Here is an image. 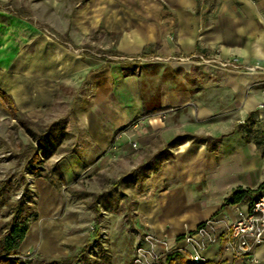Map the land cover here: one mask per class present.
I'll list each match as a JSON object with an SVG mask.
<instances>
[{
	"label": "crops",
	"instance_id": "1",
	"mask_svg": "<svg viewBox=\"0 0 264 264\" xmlns=\"http://www.w3.org/2000/svg\"><path fill=\"white\" fill-rule=\"evenodd\" d=\"M104 53L163 59L131 69ZM197 54L264 68V0H0V92L31 122L58 130L55 147L71 145L44 155L56 173L69 185L128 150L140 159L122 181L132 190L123 199L130 214L94 220V235L80 200L38 176L19 257L84 264L82 248L95 242L94 264H130L138 247L168 264V251L188 257L201 247L203 221L221 225L248 208L264 187V71ZM144 161L154 169L138 181ZM238 188L251 192L225 203ZM5 220L0 211V229ZM199 250L220 264H264V239L250 256L233 257L221 243Z\"/></svg>",
	"mask_w": 264,
	"mask_h": 264
},
{
	"label": "rangeland",
	"instance_id": "2",
	"mask_svg": "<svg viewBox=\"0 0 264 264\" xmlns=\"http://www.w3.org/2000/svg\"><path fill=\"white\" fill-rule=\"evenodd\" d=\"M88 49V48H87ZM93 52L91 49L86 50V53ZM106 54V53H104ZM107 56H115L116 54H106ZM117 56V55H116ZM149 56V55H148ZM146 56V57H148ZM153 56V55H152ZM122 65L128 66L132 69V65H136L137 62H129L127 60H118ZM129 68V69H130ZM234 69V68H230ZM264 69V68H263ZM241 70L247 71L242 68ZM258 70V69H255ZM260 70V69H259ZM264 71V70H261ZM40 127H45V125H39ZM37 131V129H36ZM58 132V130H57ZM34 136L30 135L29 132L20 124H18L16 118H13L8 109H5L4 106L0 103V211L3 212L6 220L4 223H9L11 221L13 212L18 207L19 204H22L26 207V211L23 215L29 218L32 215L31 210L33 208L34 199L36 193L33 188V183L36 178H38L35 168L32 164V154L34 153L36 142ZM54 139H45L43 141L42 149H45L46 153H52L56 151H66L70 152V149H73L70 146H56L55 147ZM33 145V147H31ZM39 151V152H38ZM36 152L39 157L42 159L40 162H36L35 165L40 169V172L50 173V168L54 164L49 158H46L43 154V151L37 147ZM53 153V154H54ZM137 154L133 151L125 152V160L122 162L113 163L108 162L102 169L103 172H95L87 177H75L73 183L67 185L65 180L60 183V189L69 193L72 198L80 200H75L79 202V205L85 209L86 219L89 222L88 228L93 232V235L97 232L94 224V211L91 207L92 205V196L94 193H101L103 198L109 197L111 200L113 197H116L117 200H123L126 197L125 193H128L129 196H132V190L124 184L123 179L130 172V165H136V162H139L136 158ZM140 164V163H139ZM37 171V170H36ZM101 171V170H100ZM51 174L57 178L58 174L55 171H52ZM116 177H118L116 179ZM59 180V179H57ZM113 181L118 182V187L114 188L115 195L110 191ZM82 192L88 193L84 198ZM67 197H69L67 195ZM70 199V197H69ZM115 201V200H114ZM106 202V201H105ZM129 200H123L121 204L112 202L110 206L112 211L104 207H100V223H103L104 219H108L112 213H115L117 209L122 210V215H129L130 210L126 209ZM121 215V216H122ZM120 216V217H121ZM7 224L1 226L0 231L7 232ZM3 234V232L1 233ZM104 235V233L102 234ZM104 238L101 239L102 242ZM96 245L94 243H89L86 246V257L87 263L84 264H94L96 257ZM28 260V259H27Z\"/></svg>",
	"mask_w": 264,
	"mask_h": 264
},
{
	"label": "built area",
	"instance_id": "3",
	"mask_svg": "<svg viewBox=\"0 0 264 264\" xmlns=\"http://www.w3.org/2000/svg\"><path fill=\"white\" fill-rule=\"evenodd\" d=\"M195 57L204 63H216L222 68H234L247 70L262 69L258 65L246 66L239 62L236 56L229 58H217L216 56H207L204 54H197ZM111 58L115 60H127L129 62H140L143 60H161L163 58L158 56L148 57H128L122 55H115ZM180 59V58H178ZM262 107V106H261ZM135 121L130 125H134ZM119 134L115 135V139ZM259 136L262 141L264 149V118H262V127L259 129ZM132 147H136V143H131ZM264 154V152H263ZM196 234L202 238V245H222V250L233 257H244L253 254L255 247L264 239V187L260 193L250 202L247 209L236 208V217L233 220H227L221 225H218L214 219H207L203 221L196 229ZM147 240L153 241L155 237L152 234H147ZM192 236H187L186 240L191 241ZM201 247L196 248L189 253L188 258L195 263L205 261V257L200 253ZM178 250V249H176ZM179 251V250H178ZM181 252V251H180ZM33 259L29 253L23 256V259ZM154 256L142 248L138 247L130 264H152Z\"/></svg>",
	"mask_w": 264,
	"mask_h": 264
},
{
	"label": "trees",
	"instance_id": "4",
	"mask_svg": "<svg viewBox=\"0 0 264 264\" xmlns=\"http://www.w3.org/2000/svg\"><path fill=\"white\" fill-rule=\"evenodd\" d=\"M0 97L4 99L6 103V107L13 116V118L17 119V122L23 126L30 135L34 136V140L36 142L34 153L32 154V164L35 168V172L37 176H44L49 178V180L54 184L57 185V179L58 181H63V177L60 173L58 174L57 178L50 177L47 175L46 172H40V169L37 167L36 162H40L42 159L39 157L38 153L36 152L37 147L40 148V150L43 151V154L45 155V149H42L43 147V141L45 139H52L54 138V135L56 136L57 130L53 129L52 126L43 128L40 127L38 124L31 122L29 119L25 118L17 109L15 108L13 101L6 96L5 94L0 92ZM37 129V131H36ZM260 138V137H259ZM261 140V139H260ZM33 147V145H31ZM39 152V151H38ZM162 151H159L155 153L153 158H157ZM154 169V165L152 161H144L140 163L134 170L137 172V176L135 178L138 179V181L142 178L141 173L143 171H150ZM37 170V171H36ZM55 171L57 172L56 165H53L50 168V172ZM132 181V179H131ZM116 185V183L113 184V187ZM264 186V181L261 183L259 189H261ZM251 190L249 189H242L238 188L233 191L230 197L226 198V202H234L236 200H239L242 195L249 194ZM82 196H86L88 193L82 192ZM2 195L0 194V197ZM92 196V205L95 216V222L99 220L100 216V207L109 208L111 204V199L109 197L103 198V195L101 193H94L91 194ZM106 201V202H105ZM26 211V207L22 204H19L17 209L13 212L11 221L7 224V232L0 237V264H75L77 257L76 256H69L64 259L60 260H51V261H45V260H38V259H28L23 257H19L16 254V249L21 242V240L24 237L25 231H26V222H25V215L24 212ZM87 246V245H86ZM86 246L82 248V251L86 249ZM166 260L168 264H220L219 261L215 260H205L200 263L192 262L188 257H185L182 255V253L178 250H171L166 253ZM152 264H156V262H153Z\"/></svg>",
	"mask_w": 264,
	"mask_h": 264
}]
</instances>
